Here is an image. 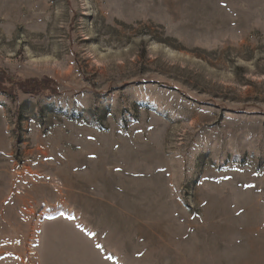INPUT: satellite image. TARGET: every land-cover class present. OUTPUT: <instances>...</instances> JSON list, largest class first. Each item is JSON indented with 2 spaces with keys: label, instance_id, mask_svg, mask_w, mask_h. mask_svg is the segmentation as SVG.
Instances as JSON below:
<instances>
[{
  "label": "rangeland",
  "instance_id": "rangeland-1",
  "mask_svg": "<svg viewBox=\"0 0 264 264\" xmlns=\"http://www.w3.org/2000/svg\"><path fill=\"white\" fill-rule=\"evenodd\" d=\"M0 152V264H264V0H0Z\"/></svg>",
  "mask_w": 264,
  "mask_h": 264
},
{
  "label": "crops",
  "instance_id": "crops-1",
  "mask_svg": "<svg viewBox=\"0 0 264 264\" xmlns=\"http://www.w3.org/2000/svg\"><path fill=\"white\" fill-rule=\"evenodd\" d=\"M6 165L7 166L10 165V168L8 169V167ZM13 165H14V161L11 159L10 155L9 154L4 155V154H2L0 152V192H8V191L10 192L12 190V188H14L13 186H14L15 181L17 179H16V174H15L16 172H15V169H14V166ZM14 203H15V200L14 199H9V198H6V197L5 198H2L0 200V223L3 221L4 215H6L8 213V209L15 208L14 207ZM85 206H87L88 212L91 213V214H93V215L94 214H97V215L98 214L105 215L106 212H107V210H106L107 208L105 209V207H102V206H98V208L95 209V207H93V205L90 204V201L86 202V205ZM62 207L63 208L64 207L65 208H68V206H66V204L65 205L62 204ZM69 207H70V210H72L74 208V206L72 204ZM99 207H101V208H99ZM17 208L18 209L15 208L16 209L15 210V213L18 214V215H20V216H23L24 217V215H26V214L29 215L30 214V211L31 210H30V208H27V205L26 204L18 205ZM75 210L74 211L76 213H78V210L77 209H75ZM59 213H60V211H59ZM39 214L41 215V213H39ZM60 214H62V213H60ZM60 214L58 216H55L52 219H49V221H47V222H50V223H48V224L49 225H51V224L54 225L53 223H56L55 221H59V220H63L64 221V219H65V218H63L64 216L63 215L61 216ZM39 217H38V219H39ZM25 220L27 222H29V219L28 218H26ZM57 223H59V222H57ZM48 224H46L45 226H43L44 228H42V230H41V235H42L43 238L46 237V233L48 232V230L46 228L48 226ZM86 237L89 238V235L87 234ZM40 240H41V238H40ZM43 250L44 249H41L39 247L38 253L41 254L43 252ZM57 252L58 251L55 250V249H52V251L51 250H48L46 252V255L48 253L49 257L53 259L54 258V255L55 256L57 255ZM94 252H95V249H94V247H92L91 248V251H88V254H94ZM41 259L42 258H39L38 259L39 260L38 262L40 264H46V263H44V261H40ZM42 260H44V259H42ZM57 260L58 259H56V261ZM45 262H47V260Z\"/></svg>",
  "mask_w": 264,
  "mask_h": 264
},
{
  "label": "bare ground",
  "instance_id": "bare-ground-1",
  "mask_svg": "<svg viewBox=\"0 0 264 264\" xmlns=\"http://www.w3.org/2000/svg\"><path fill=\"white\" fill-rule=\"evenodd\" d=\"M23 10H21V8L20 9H18V12H15V13H13V14H17V13H21L20 15H22V20H25V19H27L28 18V16H29V13H28V11H25V12H22Z\"/></svg>",
  "mask_w": 264,
  "mask_h": 264
},
{
  "label": "trees",
  "instance_id": "trees-1",
  "mask_svg": "<svg viewBox=\"0 0 264 264\" xmlns=\"http://www.w3.org/2000/svg\"><path fill=\"white\" fill-rule=\"evenodd\" d=\"M32 88H35V87H32ZM1 93L4 94V95H6V96H10V93L8 91L3 90ZM52 93H54V92H52Z\"/></svg>",
  "mask_w": 264,
  "mask_h": 264
}]
</instances>
